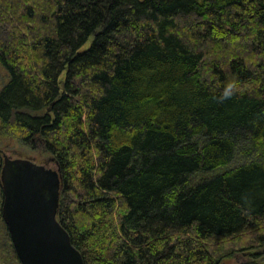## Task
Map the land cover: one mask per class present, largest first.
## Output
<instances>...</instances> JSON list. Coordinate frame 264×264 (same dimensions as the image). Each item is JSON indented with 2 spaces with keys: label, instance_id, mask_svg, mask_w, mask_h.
<instances>
[{
  "label": "trees",
  "instance_id": "1",
  "mask_svg": "<svg viewBox=\"0 0 264 264\" xmlns=\"http://www.w3.org/2000/svg\"><path fill=\"white\" fill-rule=\"evenodd\" d=\"M0 62V138L61 170L85 264L264 248V0H0Z\"/></svg>",
  "mask_w": 264,
  "mask_h": 264
},
{
  "label": "water",
  "instance_id": "2",
  "mask_svg": "<svg viewBox=\"0 0 264 264\" xmlns=\"http://www.w3.org/2000/svg\"><path fill=\"white\" fill-rule=\"evenodd\" d=\"M0 154L2 217L21 264H85L57 218L61 170L30 159H14L2 150Z\"/></svg>",
  "mask_w": 264,
  "mask_h": 264
},
{
  "label": "rangeland",
  "instance_id": "3",
  "mask_svg": "<svg viewBox=\"0 0 264 264\" xmlns=\"http://www.w3.org/2000/svg\"><path fill=\"white\" fill-rule=\"evenodd\" d=\"M90 43L91 42H89L84 47V50L88 48ZM9 81H10V74L8 70L0 62V92L8 84ZM0 150H2L5 154L13 158L30 159L38 164H46L50 158L48 155H45L42 152L32 150L31 148L24 146L20 143H15L12 141L10 142L9 140L7 139L5 140L3 138H0ZM0 160L2 167L3 159L0 158ZM237 163L238 161H236V164ZM50 167L56 169V165L54 163H51ZM200 178L201 177L198 178L195 177V180L199 181ZM259 261H264V248H262V250L253 251L250 254L239 253L235 255L233 258L226 260L222 264H256ZM2 263L3 262L0 260V264Z\"/></svg>",
  "mask_w": 264,
  "mask_h": 264
},
{
  "label": "clouds",
  "instance_id": "4",
  "mask_svg": "<svg viewBox=\"0 0 264 264\" xmlns=\"http://www.w3.org/2000/svg\"><path fill=\"white\" fill-rule=\"evenodd\" d=\"M232 88H233V85L232 84H229L228 85V88L226 89V91L224 93V96L225 97L230 96L232 94Z\"/></svg>",
  "mask_w": 264,
  "mask_h": 264
}]
</instances>
